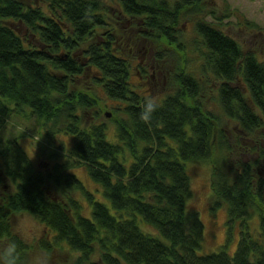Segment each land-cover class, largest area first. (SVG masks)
I'll return each instance as SVG.
<instances>
[{
  "label": "trees",
  "instance_id": "16d2710c",
  "mask_svg": "<svg viewBox=\"0 0 264 264\" xmlns=\"http://www.w3.org/2000/svg\"><path fill=\"white\" fill-rule=\"evenodd\" d=\"M44 1L47 10L22 0H0V113L7 117L29 109L44 138L54 143L66 134L74 144L56 146L60 152L44 173L33 168L16 140L0 137V188L4 177L15 182L14 192L0 193L1 251L15 241L22 264L27 262L31 246L12 222L27 213L53 232L40 246L48 252L68 248L74 264H264V177L255 172L257 159L231 161L239 141H232L225 127L232 119L248 135L264 128V63L212 23L196 21L208 50L206 66L221 80L222 113L205 108L199 80L183 70L178 90L158 103L145 124L139 114L146 98L131 86L130 63L117 49L109 9L142 19L147 37L172 44L181 19L198 11L201 0ZM19 24L40 44L28 42ZM88 72L121 104L124 118L117 122L114 139L105 123L83 122V111L98 103L76 84ZM259 149L263 158L262 144ZM195 160L213 164L210 210L226 206L230 229L241 221L233 254L228 243L200 254L204 224L199 213L186 209L191 190L185 162ZM77 166L86 167L111 205L96 200L70 173ZM48 186L60 199L49 195ZM76 190L90 203V217L83 215ZM252 209L260 219L258 237L249 228Z\"/></svg>",
  "mask_w": 264,
  "mask_h": 264
},
{
  "label": "rangeland",
  "instance_id": "374dc122",
  "mask_svg": "<svg viewBox=\"0 0 264 264\" xmlns=\"http://www.w3.org/2000/svg\"><path fill=\"white\" fill-rule=\"evenodd\" d=\"M22 1L48 9L44 0ZM108 14L116 21L114 36L117 39V49L130 63L132 88L141 96L152 98L158 103L178 90L177 76L185 70L199 80L205 108L214 113H222L219 104L221 80L206 66L205 54L208 50L196 31L198 20H206L220 28L235 39L245 53L252 52L264 63V0H201L198 11L191 12L181 19L177 41L172 44L164 39L155 40L147 37L144 34L142 19L123 16L115 7H111ZM17 29L31 44H40L24 25H17ZM93 76V72H88L76 79L77 86L84 92L94 95L98 101L96 107L83 111V122L87 125L105 123L108 137L114 139L117 122L124 118L119 111L121 104L110 98L104 88L94 82ZM238 85L247 94L246 85L242 80L238 81ZM5 101L7 104L12 103L9 100ZM0 117V137L16 140L35 170L48 173L56 160V152H60L56 146L64 142L66 148H69L74 144V137L66 134L58 135L54 143L44 138L38 119L29 109L24 108L19 114L13 112L7 117H2L0 113ZM225 127L230 139L239 141L237 153L231 154V161L240 158L252 162L257 159L255 172L264 177V157L259 155L260 144L264 150V128L255 135H248L232 119L226 121ZM52 155L55 159L50 158ZM185 164L191 190L186 201V209L189 213H199L204 224V240L200 254L215 253L227 243L228 251L233 254L240 241L241 221L233 223L230 229L226 206L217 212L210 210L213 164L204 160L186 161ZM70 173L80 179L85 189L94 194L96 200L111 205L103 187L91 179L86 167L77 166ZM14 191L15 182L4 177L0 193L10 194ZM47 191L50 196L60 199L53 186H48ZM74 195L82 204L83 215L90 217L92 207L84 194L76 190ZM12 222L15 232L31 246L28 260L23 264H74V255L68 248H55L48 252L40 246L42 240L52 239L53 232L34 217L21 213L15 215ZM248 223L251 233L258 237L261 226L255 209H252Z\"/></svg>",
  "mask_w": 264,
  "mask_h": 264
},
{
  "label": "clouds",
  "instance_id": "9594fccd",
  "mask_svg": "<svg viewBox=\"0 0 264 264\" xmlns=\"http://www.w3.org/2000/svg\"><path fill=\"white\" fill-rule=\"evenodd\" d=\"M159 104L152 98H146L139 120L145 124H150L154 113L158 110ZM0 264H22L18 245L15 241H10L0 251Z\"/></svg>",
  "mask_w": 264,
  "mask_h": 264
}]
</instances>
